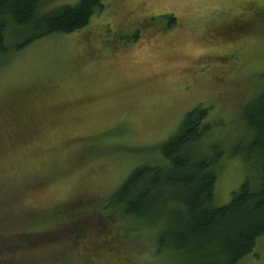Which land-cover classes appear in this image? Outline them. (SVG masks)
<instances>
[{"label":"rangeland","instance_id":"rangeland-1","mask_svg":"<svg viewBox=\"0 0 264 264\" xmlns=\"http://www.w3.org/2000/svg\"><path fill=\"white\" fill-rule=\"evenodd\" d=\"M262 10L264 0H107L85 29L0 57V264H99L101 233L76 237L95 214L68 237L71 226L52 224L102 210L198 105L214 124L204 145L223 146L214 205L226 204L243 179L228 157L246 141L241 112L264 87ZM120 228L109 231L110 264H173L149 228ZM239 264H264V236Z\"/></svg>","mask_w":264,"mask_h":264},{"label":"trees","instance_id":"trees-1","mask_svg":"<svg viewBox=\"0 0 264 264\" xmlns=\"http://www.w3.org/2000/svg\"><path fill=\"white\" fill-rule=\"evenodd\" d=\"M44 1L0 0V57L7 58L51 36L85 29L107 0H77L41 11ZM175 21L168 16L166 28ZM208 111L201 105L188 111L176 131L153 148L156 159L137 165L102 199V210L76 216L69 225L64 220L52 225L71 226L68 237L82 229L78 224L85 225L88 215L95 214L97 225L86 228L104 238L95 243L104 255L96 259L99 264L111 263L108 235L119 225L125 237L149 228L155 254L168 256L173 264H239L264 236V87L241 112L244 133L240 137L246 141L237 144L228 157L240 160L243 179L221 206L214 205V189L224 152L217 140L207 139L204 145L214 131V124L207 121ZM90 233L84 236L81 231L76 237L89 244ZM26 241L30 246L36 243ZM4 255L0 253L2 261Z\"/></svg>","mask_w":264,"mask_h":264}]
</instances>
